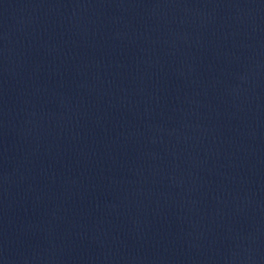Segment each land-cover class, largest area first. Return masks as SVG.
I'll list each match as a JSON object with an SVG mask.
<instances>
[{
    "label": "water",
    "instance_id": "water-1",
    "mask_svg": "<svg viewBox=\"0 0 264 264\" xmlns=\"http://www.w3.org/2000/svg\"><path fill=\"white\" fill-rule=\"evenodd\" d=\"M0 264H264V0H0Z\"/></svg>",
    "mask_w": 264,
    "mask_h": 264
}]
</instances>
